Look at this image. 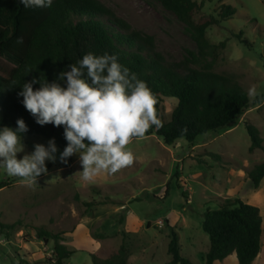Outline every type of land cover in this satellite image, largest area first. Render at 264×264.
<instances>
[{"label": "rangeland", "instance_id": "374dc122", "mask_svg": "<svg viewBox=\"0 0 264 264\" xmlns=\"http://www.w3.org/2000/svg\"><path fill=\"white\" fill-rule=\"evenodd\" d=\"M101 1L118 18L151 35L168 61L190 58V52L198 55L186 25L160 2ZM223 4L237 11L208 28L209 40H225L226 47L216 60L207 61L248 91L250 106L226 126L199 135L193 145L185 138L168 145L156 133L132 138L127 149L133 163L115 174L102 171L89 181L82 179L78 155L68 158L69 166L46 161L48 173L32 185L0 169V264H54V241L40 238L39 228L64 232L65 243L77 250L66 264H94L92 253L109 255L122 243L129 250L128 264H163L170 260L169 225L180 235L182 253L195 264H206L210 237L202 227L204 213L227 198L259 207L262 252L251 264H264V179L255 189L248 176L264 161V0H206L194 12L195 20L220 19ZM239 34L252 47L239 40ZM0 66L7 70L13 65L1 58ZM176 105L177 99L165 98L157 118L170 120ZM247 122L263 137V146L254 151L249 150ZM48 141L41 135L23 136L24 151L18 158L30 153L34 144ZM215 264L240 263L232 253Z\"/></svg>", "mask_w": 264, "mask_h": 264}, {"label": "trees", "instance_id": "16d2710c", "mask_svg": "<svg viewBox=\"0 0 264 264\" xmlns=\"http://www.w3.org/2000/svg\"><path fill=\"white\" fill-rule=\"evenodd\" d=\"M173 12L190 32L198 48V55L190 52L180 61H168L156 49L151 35L133 28L118 18L101 0H53L50 7L28 8L18 0H0V59L13 66L3 70L0 66V127H16L23 118L28 125L25 135L55 138L62 148L67 144L63 126L37 124L21 103L17 93L20 87L33 78L59 81L61 72L69 65L91 52L96 55L116 54L119 62L146 82L158 105L165 98L177 99L170 120L162 126H152L145 135L156 133L168 145L185 138L193 145L196 138L226 126L238 118L251 104L248 91L231 76L213 70L208 57L216 60L226 41L212 43L208 28L234 15L236 7L223 4L220 19L212 17L202 22L194 12L206 0H156ZM212 1V0H207ZM237 38L248 47L247 38ZM22 39V43H18ZM39 84L34 85V89ZM246 129L251 144L250 151L263 146V137L257 126L247 122ZM67 162L64 166H69ZM50 168V166H49ZM248 176L255 189L264 179V161L256 163ZM168 223V222H167ZM169 224V223H168ZM263 217L258 206L240 198H227L216 209L204 213L203 230L210 237L206 264H215L236 253L240 264H251L262 252ZM170 227L168 253L170 260L163 264H195L182 253L180 235ZM40 238L54 241V264L65 261L76 253V248L65 243L64 232L39 228ZM94 264H128L129 250L122 243L109 255L91 254Z\"/></svg>", "mask_w": 264, "mask_h": 264}, {"label": "clouds", "instance_id": "9594fccd", "mask_svg": "<svg viewBox=\"0 0 264 264\" xmlns=\"http://www.w3.org/2000/svg\"><path fill=\"white\" fill-rule=\"evenodd\" d=\"M18 2L34 9L50 7L53 0ZM68 67L58 77L63 84L33 78L17 93L37 124L63 126L67 144L62 151L53 137L46 145L34 144L30 153L18 158L24 151L22 139L28 125L18 118L15 128L0 127V169L28 185L48 173L46 161L66 164L73 155L79 157L85 181L102 171L115 174L134 161L127 149L132 138L143 137L152 126H162L146 82L122 65L116 54L89 52ZM36 84L39 87L34 89Z\"/></svg>", "mask_w": 264, "mask_h": 264}, {"label": "built area", "instance_id": "2783aa9c", "mask_svg": "<svg viewBox=\"0 0 264 264\" xmlns=\"http://www.w3.org/2000/svg\"><path fill=\"white\" fill-rule=\"evenodd\" d=\"M160 224H163L164 222L162 220L159 221Z\"/></svg>", "mask_w": 264, "mask_h": 264}, {"label": "crops", "instance_id": "0c3cea01", "mask_svg": "<svg viewBox=\"0 0 264 264\" xmlns=\"http://www.w3.org/2000/svg\"><path fill=\"white\" fill-rule=\"evenodd\" d=\"M167 220H169V219H167ZM172 224V223H171ZM236 254V253H235Z\"/></svg>", "mask_w": 264, "mask_h": 264}]
</instances>
